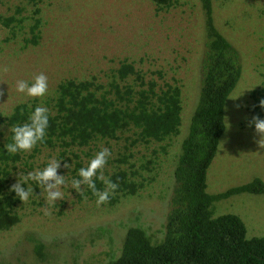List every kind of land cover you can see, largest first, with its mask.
I'll use <instances>...</instances> for the list:
<instances>
[{
    "label": "rangeland",
    "instance_id": "rangeland-1",
    "mask_svg": "<svg viewBox=\"0 0 264 264\" xmlns=\"http://www.w3.org/2000/svg\"><path fill=\"white\" fill-rule=\"evenodd\" d=\"M203 5L202 0H170L161 5L155 0H37L36 4L0 0V69L9 68L7 73L0 71L4 93L0 113L8 114L22 102L45 99L67 78L98 76L103 80L106 71L110 74L111 68L124 60L148 76L159 79V71L162 80H177L182 86L180 134L135 149L130 166L132 161L142 164L158 156L154 171L141 177L150 176L137 195L124 196L114 205L97 206V197L85 195V185H81L83 195L71 188L72 180L78 178H72L73 173L60 159L58 175L65 176L66 182L61 188L63 199L48 204L41 190L22 202L21 222L0 233V264H108L120 254L130 227H143L156 241L164 237L176 186V160L200 97L206 43ZM211 5L216 27L243 60L241 79L229 97L241 96L226 101V129L207 172V192L217 194L255 178L264 181V148L256 143L260 137L255 126H249L257 116L251 111L256 102L252 92L260 87V71L264 70V0H211ZM13 16L22 18L13 31L16 34L1 23L2 18ZM37 18L41 19L36 30L40 37L38 44H33L24 39L31 37ZM40 73L48 78L45 96L32 98L16 90L17 81L31 85ZM6 136L0 122V140ZM167 143L166 151L154 152ZM120 147L124 151V146ZM112 156L107 162L109 169ZM92 157L82 161L89 164ZM53 158L59 160L56 153L53 157L44 154L34 171L44 169ZM34 171L21 166L16 183L20 175ZM213 211L218 216H239L249 238L264 237V193L233 195L216 201ZM38 243L43 245V258L37 252Z\"/></svg>",
    "mask_w": 264,
    "mask_h": 264
},
{
    "label": "trees",
    "instance_id": "trees-1",
    "mask_svg": "<svg viewBox=\"0 0 264 264\" xmlns=\"http://www.w3.org/2000/svg\"><path fill=\"white\" fill-rule=\"evenodd\" d=\"M30 1L36 4L37 0ZM155 1L161 5L170 0ZM202 1L206 43L201 63V91L176 160V186L170 198L164 237L156 241L143 227H130L120 254L108 264H264V237L249 238L246 224L239 216H218L213 211L216 201L244 192L264 193V181L255 178L221 193L207 192V172L226 129V101L241 79L243 60L240 51L216 27L211 0ZM1 23L13 32L22 18L6 17ZM40 23L41 19L37 18L31 37L25 41L38 44L40 35L36 30ZM157 73L159 79L124 60L119 67L111 68L110 74L106 71L104 78L100 77L103 80L98 76L67 78L45 99L22 102L10 113H0V122L7 133L0 140V233L22 220L23 201L10 191L16 183L17 172L21 166L34 171L44 154L53 157L56 153L63 163H74L73 168L67 169L73 173L72 178L80 179L79 169L88 166L82 158L108 148L113 154V167L109 169L106 165L103 172L109 173L106 178L119 185L115 194L110 195L107 202L110 205L119 203L124 196L137 195L144 188L150 176L141 177L154 171L158 156L142 164L132 161L130 166L135 149L167 142L180 134L181 126L182 86L177 80H162L161 72ZM260 73L262 83L252 92L256 102L251 111L264 117V109L259 107L260 100L264 99V70ZM37 106L49 110L44 142L29 153L8 154L5 144L12 142L10 127L29 122ZM120 146H124V151ZM167 147L168 143L154 152H164ZM95 182L98 189H104L99 179ZM28 186L33 192L42 190L32 180L28 185L22 184L25 190ZM84 193L88 198H96L87 187ZM36 249L40 258L45 257L43 245L38 243Z\"/></svg>",
    "mask_w": 264,
    "mask_h": 264
},
{
    "label": "clouds",
    "instance_id": "clouds-1",
    "mask_svg": "<svg viewBox=\"0 0 264 264\" xmlns=\"http://www.w3.org/2000/svg\"><path fill=\"white\" fill-rule=\"evenodd\" d=\"M0 71L7 73L9 68L4 66ZM16 90L32 98L43 97L48 92V78L45 74L40 73L34 77L31 85L27 81L19 80L16 83ZM3 94V90H0V96H3ZM240 96L229 97V99H238ZM259 107L264 109V99L260 100ZM252 125L255 126V132L260 137L256 143L260 148H264V119H261L258 115L254 116L249 122V126L251 127ZM48 127L49 110L46 107L37 106L31 113L29 122L10 127L12 142L5 144L7 153L15 155L19 152H31L38 143L44 142ZM110 156L111 151L108 148H102L91 159L86 168L79 169L78 175L80 179H74L71 183V188L81 195H83L81 185H85L90 189L93 195L97 197V206L107 203L110 195H114L119 187L117 183L106 178L103 172ZM60 161L53 158L43 170L29 172L24 176L20 175L18 182L11 186L10 191L15 192L16 196L26 203L33 193V188L28 186L27 190H25L22 184L26 183L28 185V181L32 180L43 190L42 195H44L46 203L52 204L58 199H63L61 188L66 186V182L65 176L58 175V169L61 167ZM73 164L65 162L63 166L71 169ZM96 179H99L104 184L103 190L97 188Z\"/></svg>",
    "mask_w": 264,
    "mask_h": 264
}]
</instances>
